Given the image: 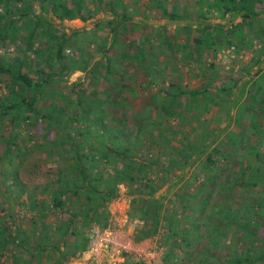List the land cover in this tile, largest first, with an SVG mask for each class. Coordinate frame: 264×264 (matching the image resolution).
Wrapping results in <instances>:
<instances>
[{"label":"trees","instance_id":"16d2710c","mask_svg":"<svg viewBox=\"0 0 264 264\" xmlns=\"http://www.w3.org/2000/svg\"><path fill=\"white\" fill-rule=\"evenodd\" d=\"M92 1L95 11L104 5L113 16L107 19L108 44V38L91 29L67 34L53 24L52 17L87 20L93 14L87 0H0V176L5 195L18 181L17 173L5 171L2 164L14 161L7 155L22 149L25 138L30 139L32 134L42 137L44 143L39 147L65 162L40 193H30L21 201L33 213L27 226L15 223L11 210L7 211L9 219L0 216V264L7 262L3 254L8 247L9 258L16 264H40L50 251L56 255L51 264H64L70 256L76 257L88 248L85 230L95 223L107 224L108 204L118 197L120 184L132 196L133 213L148 223L136 239L162 230L166 245L163 264H182V258L187 264H203L201 259H194V253L186 252L201 237L207 242L205 251L213 257L206 258L205 264L212 259L214 264L263 262L264 250L253 253L254 246L246 239L254 235L249 227L264 224V200L249 203L245 195L241 200L235 195L254 189L263 178L259 147L264 141V122L258 119L264 110V0H194L192 10L181 11L174 7L178 0H174V6L168 0H151L167 21H182L181 28L188 37H178L177 30L175 36L154 37L145 32L146 25L134 22L133 27L144 34L128 42L119 38L132 30L126 24L130 14L124 0ZM212 14L231 20L226 26L215 24L206 19ZM101 24L96 23L97 27ZM253 40L261 49L254 50L258 53L249 61L250 67L256 66L253 74L244 64L245 76L230 75L215 86L212 81L216 75L203 74L200 86L192 89L172 80L169 87L160 89L163 95L152 92L151 105L142 115L133 112L136 129H128L131 87L120 81L118 66L135 63L143 71L144 83L154 86L159 84L161 72L151 53L154 41L160 48L163 44L168 51L182 52L181 60L188 64L204 62V52L214 55L224 46H235L236 51L253 50ZM78 43L86 47L94 44L95 54L66 56L65 49ZM113 49H117V56L110 55ZM98 55L100 61L92 62ZM98 67L103 69L108 85L99 90L102 92H87L80 82H67L75 70L97 72ZM211 110L217 111V121H213ZM246 114L248 125L243 122ZM218 118L224 121L223 126ZM172 119L179 120L181 130H165V123ZM50 130L52 137L48 140ZM176 134H180L178 138ZM146 141L147 146L143 143ZM150 145L156 153L137 158V151ZM232 165L237 167L235 173ZM222 168L228 185L219 182ZM200 175L205 177L202 187L212 185L218 192L205 221L201 219L212 191L201 195V189L196 188L190 192L193 183H188ZM13 190L19 198L22 189ZM220 193L225 194L223 198ZM51 214L54 216L49 220ZM235 226L241 229V246L232 249L229 242L222 247L220 241ZM192 232L199 235L194 237ZM261 240L264 236L257 235L256 241ZM215 247L224 249L221 256L211 252ZM230 249L232 257L227 256ZM125 261L117 264H140Z\"/></svg>","mask_w":264,"mask_h":264},{"label":"rangeland","instance_id":"374dc122","mask_svg":"<svg viewBox=\"0 0 264 264\" xmlns=\"http://www.w3.org/2000/svg\"><path fill=\"white\" fill-rule=\"evenodd\" d=\"M171 1V5L174 6V4H177L174 2V0H168ZM178 4L174 7H177L178 10H183L184 8L192 10L193 2L194 0H178ZM125 4L127 5V11L130 14V20L128 21L127 27L130 29L132 27L131 31L125 32L122 35H119L120 39H123L122 42H128V40L133 37L134 39H137L141 36V34H144L143 32L140 33V29L138 24L146 25L145 32L148 31V33L154 34V37L157 36H173L174 31H180L178 34V37L186 36L188 37V33L181 28L182 21L181 22H169L165 17L160 15L158 10L154 9L153 1L151 0H124ZM35 3V2H34ZM87 7L93 12L92 16L87 18V20L83 21L78 18L75 19H65V20H58L54 17H52L53 24H55L56 29H59V32H65L69 34L72 30L79 29V30H89L96 31V34L98 36H104V39L106 40L108 38L107 44L109 43L110 39V33H109V27L107 24V19L113 17L110 13V10L106 8L104 5L99 6V10L95 11L94 3L92 0H87ZM35 10H39L36 6H34ZM149 9V10H148ZM50 15V14H49ZM207 21L215 23V24H223L226 26L228 22L231 20L229 16L225 17H217L215 15H211L210 17L206 18ZM239 20L238 18L236 21ZM102 22L100 26L97 27V22ZM137 23V26L134 28L132 23ZM134 28V29H133ZM183 35V36H182ZM88 34L84 35V38H87ZM153 37V35H152ZM82 38V36H79L78 39ZM153 39V38H151ZM181 39V38H179ZM256 40V39H255ZM253 40L254 46L253 50H240L236 51L235 46H224L222 48H219L214 55L211 54V52H204L203 56L205 61H191L188 64H185L181 60L182 52L177 50L168 51L169 48L161 44V47L157 42L154 41L153 46L151 48V53L154 54V59L157 61V65L160 67L159 69L161 72H158V79L157 83L154 86H149V84L144 83L146 81L145 76L143 75V71L141 68L137 67L135 63L129 64V63H123V65L118 66V70L121 71V82L123 84H126L127 86H130V94H129V105L130 109L128 110L129 114L127 115V122H128V129L131 131H135L136 125L133 118V112L137 115H142L144 113V110L147 106L151 105V94L152 92L157 91L158 93L161 92V88L163 86L169 87L172 80L181 81L183 85H186L188 87L196 88L197 86H200V82L203 81V74H206L207 76L210 75H216V78L213 79L212 83L213 85H219L222 84L228 76L233 77H240L244 75V66H247V68H250L251 74H253L256 70V66L250 67L249 61L252 58V56L256 55L259 50L261 51L260 44ZM74 45V43H73ZM75 46L69 47L65 49V55L71 56L75 58H79L81 54L88 53L93 54L94 48L96 46L92 44L91 46L86 47L85 43L81 44H75ZM79 46V47H78ZM85 46V47H84ZM3 50L0 49V53H2ZM95 54V53H94ZM110 55L117 56V49L110 52ZM262 58H264V53L262 55ZM101 56L98 55L92 62L95 60L100 61ZM212 63V66H209V64ZM208 64V69L204 67ZM92 65V64H91ZM261 67L264 71V62L262 63ZM94 68V66H92ZM242 68V69H240ZM216 72V74H215ZM103 69L101 67H98L97 72H93L92 70L88 71H79L75 70L67 77V82L72 84L73 82H80L82 86L86 89L87 92L93 91L94 89L98 92L99 90H102L104 87L108 86L106 82H104L103 76ZM34 74V73H33ZM95 74V77L93 75ZM163 76V79H160V76ZM201 76V79H200ZM245 76V75H244ZM245 78V77H244ZM119 79V78H118ZM118 83V84H121ZM69 84V85H70ZM96 84V85H95ZM125 92H128L127 89H124ZM102 92V91H99ZM104 96L103 94H98V96ZM161 95L162 92H161ZM161 100L157 101V104H160ZM153 107V104H152ZM112 110V109H110ZM217 112V111H216ZM216 112H213L212 110L210 113L212 114L213 121L216 120ZM151 116L154 115V113H150ZM154 117V116H153ZM249 115L246 114L243 122L248 125L250 123ZM218 120L221 122V125L223 126L224 121L222 118H218ZM259 122L262 124L264 122V110L262 111V115L258 119ZM213 124V123H212ZM211 124V125H212ZM41 125V124H39ZM215 126V123L213 124ZM165 130H176L180 126V122L178 119H172L165 123ZM114 126L111 128L113 129ZM95 128L93 127V130ZM38 131V129H36ZM32 134V133H31ZM180 134H176V138L179 137ZM46 137L48 140L52 137V130ZM26 143L25 146L18 150H13V152L9 155H7V159H10L14 161L7 163L4 162L2 164V168L7 172H16L15 179L18 181L16 185L11 184L8 188V194L5 195L4 190L5 187L3 185V179L0 176V216L4 219H9L7 211L11 210L12 215L14 218L15 223H22L24 226H27L30 222V216L33 214L32 212L27 211L26 205L22 203L21 201L24 200L26 195L37 192L36 194L40 193L41 189H44L45 185L54 178V175H56V168L62 166L65 162L63 160H60L59 158H55L54 156H51L48 154V151H45V149L38 146V144H43L44 141L42 140V137H40L38 134L31 135L30 139L25 138ZM24 141V140H23ZM43 142V143H41ZM148 145V142H143ZM2 144L3 141L0 140V154L2 152ZM150 147V148H149ZM16 148V147H14ZM259 151L262 153L261 158V167L260 170L262 171L263 178L260 181V184L255 187L252 190H245V193L240 192L238 195H235L236 199L241 200L242 196L245 195L244 200L249 203L255 202L258 198H262L264 200V141L260 144ZM23 152V153H22ZM154 148L150 145L147 148L142 146L140 151H137V158H143V157H149V154H154ZM156 153V152H155ZM17 155H19L17 157ZM51 156V157H50ZM221 167V163L219 164ZM257 166V165H256ZM233 172L235 173V170L237 167H234L232 165ZM231 170L229 166V171ZM196 172V171H195ZM221 172V180L219 182H223L225 185H228L229 182H226L225 175L226 170L223 168L218 171V173ZM12 179V178H11ZM191 179V178H190ZM188 180V183H193L192 187L190 188V192H194L196 188L201 189V195L202 192L204 194L206 193V190L211 189L212 191V198L210 202L206 205L204 214L202 216V221L206 220V216L209 213V211L212 208V203L214 202V199L218 195L217 187H211L212 185H205L202 187V183L205 179V177H202L201 175L198 178H195V180ZM11 181L9 180V183ZM22 189L20 192L19 198H17V192H14L13 189ZM194 188V189H193ZM47 195V192L45 193ZM225 194L220 193L219 197L223 198ZM199 196V195H198ZM131 198L132 196L129 195L128 189L120 184L118 186V197L110 202L108 204V218H107V224L105 226H101L98 224H92L90 228H87L85 232H87V237L89 239V235L91 233V229L94 226H97L99 228H106L110 225L116 226V229L118 230V233L126 239L127 237L131 240H134L135 242L140 244V247L144 248L145 250H154L156 247L160 248L159 256L161 258V264H163L162 257L166 252V245L164 244V241L162 240V230H160L158 233H155L151 237L144 238L142 240H137V236L140 234L141 229L147 225L148 223L144 222V219L139 218L138 213H133V205L131 204ZM221 203V202H220ZM53 214H51V217H49V220L53 219ZM12 218V217H11ZM139 219L143 222L142 225L137 226L133 220ZM39 228V224L37 225ZM250 230L254 232V235L250 239L247 237L248 244L252 243L254 246L252 249V252L255 253L259 250H264V240H261V242L256 241V236L259 235L260 237L264 236V224L259 225L257 228L249 227ZM200 233V230H197ZM195 232V231H194ZM256 233V234H255ZM240 234L241 229H238L236 226L233 227V229L229 232L227 237L223 241H220V244H222V247L224 245H227V243L231 242V248L237 249L240 247ZM192 236L196 237L199 234L197 233H191ZM144 240H147L148 242L145 243ZM89 244V243H88ZM207 242L205 241V237H201L198 241L194 242L191 249L189 248V251L186 252H192L194 253L193 257L196 261L200 260L203 264H205L206 258H213L210 256V251L206 250ZM220 246V245H219ZM9 249L7 248L6 252H4L3 255L7 256V262L6 264H16V262L11 261L9 258ZM230 249V255H227L228 257H232L233 253L231 255ZM185 252V251H183ZM214 252L217 255H222L224 252V249H220L215 247V250L211 251ZM226 252V251H225ZM157 253V252H156ZM81 253H77L78 258ZM158 254V253H157ZM180 255H183L185 253H182L179 251ZM227 254V253H226ZM187 255V254H186ZM55 253L50 251L48 252V255L43 256L41 258L40 264H51V261L55 259ZM82 256V255H81ZM122 254L119 251H114L110 249H102L100 251V254L97 257H90L86 261L88 264H117V263H123L119 257H121ZM184 256V255H183ZM25 258V254L24 257ZM72 259L73 261L76 260ZM80 258V257H79ZM182 264H187L186 261H184V258H182ZM70 260V259H69ZM69 260L65 261L64 264H68ZM175 260V259H174ZM263 262L260 260L257 262V264H264V256L262 258ZM127 262V261H125ZM124 262V263H125ZM129 262V261H128ZM209 262V264H214V259L206 261V263ZM22 264V263H18ZM32 264V263H31ZM143 264V263H140ZM255 264V263H254Z\"/></svg>","mask_w":264,"mask_h":264},{"label":"built area","instance_id":"2783aa9c","mask_svg":"<svg viewBox=\"0 0 264 264\" xmlns=\"http://www.w3.org/2000/svg\"><path fill=\"white\" fill-rule=\"evenodd\" d=\"M133 222L137 226L143 224L139 219H134ZM88 243L87 250L90 253V257H97L102 249H110L121 252L122 256L120 258L122 262L129 260L134 263L161 264L159 247L154 250H145L134 240L128 237L124 239L113 224L106 228L94 226L91 229Z\"/></svg>","mask_w":264,"mask_h":264},{"label":"crops","instance_id":"0c3cea01","mask_svg":"<svg viewBox=\"0 0 264 264\" xmlns=\"http://www.w3.org/2000/svg\"><path fill=\"white\" fill-rule=\"evenodd\" d=\"M144 242L147 243L148 241L144 240ZM81 255L79 256L80 258L79 257L76 258L77 257V255H76V257H75L76 260H74V261L72 260V259H74V257L70 256L69 257L70 260H69L68 264H88L86 261L88 258H90V253L88 252V250L86 249L85 251H83ZM119 259H121V258L119 257Z\"/></svg>","mask_w":264,"mask_h":264}]
</instances>
